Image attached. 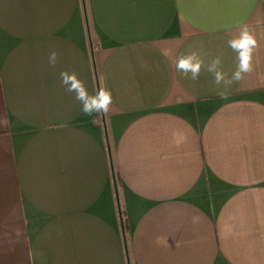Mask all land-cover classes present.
Instances as JSON below:
<instances>
[{"label": "crops", "instance_id": "obj_1", "mask_svg": "<svg viewBox=\"0 0 264 264\" xmlns=\"http://www.w3.org/2000/svg\"><path fill=\"white\" fill-rule=\"evenodd\" d=\"M0 264H264V0H0Z\"/></svg>", "mask_w": 264, "mask_h": 264}, {"label": "clouds", "instance_id": "obj_2", "mask_svg": "<svg viewBox=\"0 0 264 264\" xmlns=\"http://www.w3.org/2000/svg\"><path fill=\"white\" fill-rule=\"evenodd\" d=\"M228 46L238 53L237 70L233 73L231 78H226L225 74L219 71L220 59L217 57L207 65V71L214 74V82L217 85L224 86L231 85L233 81H240L243 75L252 71V56L253 50L257 46V41L250 33L247 26L240 30L238 37L228 41ZM58 59L56 51H52L48 56V64L50 67H55ZM204 66V61L201 60L195 53L187 56L178 57L175 61V68L178 72H182L185 76L191 73V79L196 80L201 68ZM61 85L66 92L75 93V99L81 105V111L88 116L93 113H105L109 111L112 104L111 92L107 89H100L95 95H89L83 82L76 78L74 73L67 71L60 73ZM226 98V97H222Z\"/></svg>", "mask_w": 264, "mask_h": 264}, {"label": "trees", "instance_id": "obj_3", "mask_svg": "<svg viewBox=\"0 0 264 264\" xmlns=\"http://www.w3.org/2000/svg\"><path fill=\"white\" fill-rule=\"evenodd\" d=\"M123 229L126 230V224H125V222L123 223Z\"/></svg>", "mask_w": 264, "mask_h": 264}, {"label": "water", "instance_id": "obj_4", "mask_svg": "<svg viewBox=\"0 0 264 264\" xmlns=\"http://www.w3.org/2000/svg\"><path fill=\"white\" fill-rule=\"evenodd\" d=\"M113 186H114V190H115V184H114V182H113ZM123 242H125V241H124V237H123ZM124 244H125V243H124ZM124 246H125V245H124Z\"/></svg>", "mask_w": 264, "mask_h": 264}]
</instances>
